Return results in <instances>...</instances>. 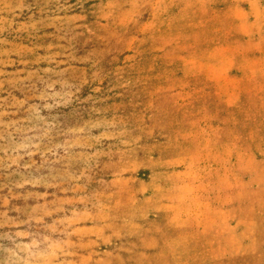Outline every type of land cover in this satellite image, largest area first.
Here are the masks:
<instances>
[{"label": "rangeland", "instance_id": "1", "mask_svg": "<svg viewBox=\"0 0 264 264\" xmlns=\"http://www.w3.org/2000/svg\"><path fill=\"white\" fill-rule=\"evenodd\" d=\"M0 264H264V0H0Z\"/></svg>", "mask_w": 264, "mask_h": 264}]
</instances>
